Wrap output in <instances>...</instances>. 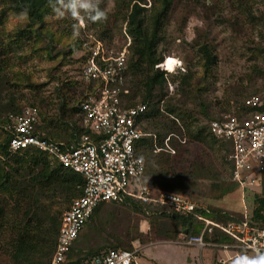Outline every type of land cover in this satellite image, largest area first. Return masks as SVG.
I'll return each mask as SVG.
<instances>
[{
    "label": "rangeland",
    "instance_id": "rangeland-1",
    "mask_svg": "<svg viewBox=\"0 0 264 264\" xmlns=\"http://www.w3.org/2000/svg\"><path fill=\"white\" fill-rule=\"evenodd\" d=\"M139 3L147 10L145 13L148 16L160 5V0H139ZM98 4L105 13H112V0H98ZM1 7L0 5V11ZM103 21L112 24V19L106 21L103 18ZM162 23L156 53L162 58L177 60V64L172 71H166L162 65L159 70L164 69L171 75L167 85L172 78L176 77L179 81L186 75L188 86L180 91L176 88L171 91L166 85L163 89L166 96L161 105L170 103L183 113H189L200 125H207L210 117L233 112L242 98L264 92V0H170ZM26 24L27 21L21 15L5 13L0 17V120L3 121L10 113L4 109V105L11 97L14 107H40V124L48 125L57 132H65L66 127L58 117L55 103L63 97L69 100L70 106L76 105L78 101L77 93L81 87L79 74L83 66L80 58L84 52L80 45L84 43L87 47L94 48L95 52L109 56L126 51L127 56L130 38L125 33L124 23L117 22L111 32V39H98L100 29L95 28L87 17L76 19L68 14L59 16L53 11L52 5L45 10L42 22L33 27L35 33H31L28 38L17 36ZM73 25L78 26V34H74ZM203 45H206L213 57V63L207 69L200 51ZM59 80L61 96L56 91ZM128 81L133 86L131 80ZM130 93L128 90V94ZM157 93L156 91L155 94ZM132 102L139 103L140 97L137 96ZM204 113L209 118H205ZM68 118L76 123L73 113L69 117L63 115L62 119L68 121ZM146 126L144 121L142 128ZM185 150L183 162L181 160L176 165L174 174L184 173L187 177L193 173L196 163L204 161L210 169L211 178L220 175L224 181H229L230 171L222 160L224 151L217 148V145L205 148L190 143ZM176 178L177 176L172 180L177 181ZM208 186V181H195L183 195L185 199L203 208L241 211L238 189L217 200L210 198ZM249 202L246 205L248 211H251L252 204ZM52 203L48 207L50 211L60 208L62 215L66 207L63 199L59 197ZM152 218L135 212L129 206L106 205L95 220L84 228L78 246L93 251L109 248L110 245L122 248L138 245L142 250L144 246L181 240V233L174 241L158 236L161 231L169 234L177 229L169 221ZM162 220L165 225L161 224ZM151 222L155 224L151 226ZM187 250L189 256H185L186 251L174 244L163 254L170 264H184L185 259L187 264L212 263V250ZM217 257H222L221 253ZM234 262L232 259L230 264H236ZM0 264H9L2 250Z\"/></svg>",
    "mask_w": 264,
    "mask_h": 264
},
{
    "label": "trees",
    "instance_id": "trees-1",
    "mask_svg": "<svg viewBox=\"0 0 264 264\" xmlns=\"http://www.w3.org/2000/svg\"><path fill=\"white\" fill-rule=\"evenodd\" d=\"M112 1L114 4L113 11L109 14L105 13L104 17L106 21L112 19V24L104 22L103 19L98 21L88 19L92 21L95 28L100 29L98 39H111V32L117 22L124 23L125 33L130 38L123 87L128 88L131 93L125 95L124 106H133L132 101L137 96L140 97L139 103L147 104L146 111L137 119V125L142 136L136 143L135 152L145 163L141 183L149 187L153 193L166 192L186 198L183 192L188 189V186L193 185L195 181L204 180L210 182V186H208L210 198L221 200L238 189V185L230 179V172L228 182L224 181L220 175L211 178L210 169L204 161L200 164L195 161L197 166L193 168H195L196 173L193 171L187 177L184 173L183 175L173 173V169L177 167L176 165L181 162L183 155L186 154V146L190 143L205 148L217 145V148L224 151V159L222 158V160L223 163L227 164L230 171V163L226 157L231 152V144L228 141L214 138L209 132V123L218 119L219 115L209 118L204 113V117L209 118L208 123L207 125H200L197 119L189 113H183L176 106L170 105V103L161 105L166 96L163 89L171 75L160 71L157 67L167 58L160 57L156 52L161 39L162 22L170 6V0H160V5L155 7L153 13L148 16L145 13L147 10L140 6L139 0ZM0 5L2 6L0 17L4 16L5 13H12L25 18L26 27L20 30L17 36L28 38L31 33H35L33 27L42 22L43 14L51 3L50 0H0ZM98 6L103 10L101 5L98 4ZM200 51L204 56V66L207 69L213 63V57L206 45L201 46ZM90 52L91 50L83 52V56L80 58L82 63ZM175 78L170 80V84L176 85V89L179 91L188 86V76H183L179 81ZM128 79L131 80L133 86L129 85ZM59 83L60 80L57 82L56 91L58 96H61L62 88L58 86ZM167 86L169 87V85ZM156 91L157 94H155ZM253 95L263 96L264 92ZM247 97L242 98V100ZM56 102L58 117L64 122L66 131L57 132L56 129L51 130L48 125L41 124L36 127V131L47 140L62 143L67 149L73 148L78 144L80 136L89 134V131L80 127L77 121L73 123L69 118L68 121L62 119L63 115L69 117L76 110V105L70 106L69 100L64 97L59 98ZM23 107H14L11 97L4 105V109L12 114H19ZM33 107H36L41 115L40 107L35 105ZM243 110L241 101L231 113L242 116L241 111ZM144 121L147 126L142 128ZM0 122L2 125L0 126V250L7 256L9 264H49L60 227L61 209L57 208L56 211L51 212L48 207L61 197L66 204L63 210L65 211L71 200L81 195L84 181L79 174L61 167L36 149L27 148L16 152L10 151L8 147V141L11 137L8 129L9 120L5 117ZM176 176L177 181H173L172 179ZM116 204L129 206L135 212L153 217L156 220L164 219L175 224L177 230L169 234L166 231L158 233V236L172 241L176 240L178 234L184 229L187 230L185 238L198 235L203 227L199 217L220 224L234 219L241 220L244 217L238 212H230L217 207L203 208L198 206L191 212L177 213L156 202L145 205L127 197L118 203H102L94 209L79 233L68 255V264H78L89 256L107 250L131 249L129 247L122 248L119 245H110L109 248L87 251L78 246V240L84 228L95 220L102 208L106 205ZM263 213L264 202L256 199V208H254L250 218L262 227H264ZM164 220H162V225H165ZM154 224L153 222L150 223L151 226ZM204 241L220 245L233 242L230 237L218 229H213L210 235L205 234Z\"/></svg>",
    "mask_w": 264,
    "mask_h": 264
},
{
    "label": "built area",
    "instance_id": "built-area-1",
    "mask_svg": "<svg viewBox=\"0 0 264 264\" xmlns=\"http://www.w3.org/2000/svg\"><path fill=\"white\" fill-rule=\"evenodd\" d=\"M81 48L91 52L82 63L81 87L73 114L77 124L89 134H82L75 147L67 149L62 143L47 140L36 131L40 125L36 107L26 106L19 114L7 115L10 151L36 149L61 167L79 174L84 181L81 195L71 200L60 217L49 264H68V255L79 233L94 209L102 203H118L127 197L145 205L156 202L177 213L191 212L198 207L177 195L153 193L141 183L145 163L135 152L136 143L142 136L137 119L146 111L147 104L124 106V97L128 94V89L123 87L126 51L109 56L95 52L84 43ZM161 65L157 67L160 69ZM174 88L176 85L169 84L171 91ZM242 107V116L221 113L218 119L209 123V132L214 138L231 144V152L226 157L230 163V179L239 188L249 189L264 174V95L243 99ZM198 219L203 224L200 233L187 238L182 235V241L188 246L210 247L232 254L229 259L219 260L218 264H226L230 259L237 263L239 257L264 253V227L247 215L224 224L204 217ZM213 229L220 230L233 242L222 245L205 242L204 235H210ZM139 249L140 246L133 245L130 250H107L78 264H142Z\"/></svg>",
    "mask_w": 264,
    "mask_h": 264
},
{
    "label": "crops",
    "instance_id": "crops-1",
    "mask_svg": "<svg viewBox=\"0 0 264 264\" xmlns=\"http://www.w3.org/2000/svg\"><path fill=\"white\" fill-rule=\"evenodd\" d=\"M238 191H239L240 196H241V204H240L241 205V211L240 212L235 211V209L234 210L232 209L231 211L232 212H239L240 214L247 215L248 217H250V215H252L254 208H256V199L262 200V203L264 202V174L259 177L257 184L253 188L241 189L238 187ZM248 202L252 204L251 208H250L251 211H248V209H247L246 204H248ZM222 209H224V208H222ZM236 210H239V209H236ZM263 215H264V213H263ZM182 232H181L180 236L184 235ZM180 239L181 240H179L178 242H160L158 244H155V246H144L142 248V250L140 248L139 252L141 255L140 260H141L142 264H170V261L167 260V258L164 256L163 252H167L168 247L171 245H174V244L181 247L182 251H186L185 256H189L188 250H187L188 248H194V249L196 248L199 251L212 250L214 255H213V258L211 259L212 260L211 264H218L219 260H225V259H229L231 257L229 255L230 253H228L226 251L216 250V249H212L210 247L198 248L196 246H188V245L184 244V242L182 241V238H180ZM190 252H191V249H190ZM219 253H221V255H222V257H220V258L217 257L219 255ZM231 262H232V259L227 261L226 264H230ZM183 263L187 264V260L186 259L183 260ZM234 263H236V261Z\"/></svg>",
    "mask_w": 264,
    "mask_h": 264
},
{
    "label": "clouds",
    "instance_id": "clouds-1",
    "mask_svg": "<svg viewBox=\"0 0 264 264\" xmlns=\"http://www.w3.org/2000/svg\"><path fill=\"white\" fill-rule=\"evenodd\" d=\"M53 11L59 15H70L76 19L87 17L92 21L102 20L105 12L98 6V0H50ZM74 34H78V26L73 25ZM237 264H264V253L255 257L242 256Z\"/></svg>",
    "mask_w": 264,
    "mask_h": 264
},
{
    "label": "bare ground",
    "instance_id": "bare-ground-1",
    "mask_svg": "<svg viewBox=\"0 0 264 264\" xmlns=\"http://www.w3.org/2000/svg\"><path fill=\"white\" fill-rule=\"evenodd\" d=\"M177 64V60L172 59V58H167L163 61L162 63V67L166 70V71H172V69L174 68V66H176Z\"/></svg>",
    "mask_w": 264,
    "mask_h": 264
},
{
    "label": "water",
    "instance_id": "water-1",
    "mask_svg": "<svg viewBox=\"0 0 264 264\" xmlns=\"http://www.w3.org/2000/svg\"><path fill=\"white\" fill-rule=\"evenodd\" d=\"M182 233L185 235V234L187 233V230H186V229H184Z\"/></svg>",
    "mask_w": 264,
    "mask_h": 264
}]
</instances>
